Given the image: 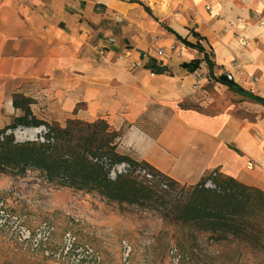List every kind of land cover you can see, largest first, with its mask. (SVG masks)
Here are the masks:
<instances>
[{
  "label": "crops",
  "instance_id": "crops-1",
  "mask_svg": "<svg viewBox=\"0 0 264 264\" xmlns=\"http://www.w3.org/2000/svg\"><path fill=\"white\" fill-rule=\"evenodd\" d=\"M179 37L250 98L182 108L211 73L182 65L202 52ZM12 80L61 125L104 119L118 154L177 183L215 169L264 194V0H0V91Z\"/></svg>",
  "mask_w": 264,
  "mask_h": 264
},
{
  "label": "rangeland",
  "instance_id": "rangeland-1",
  "mask_svg": "<svg viewBox=\"0 0 264 264\" xmlns=\"http://www.w3.org/2000/svg\"><path fill=\"white\" fill-rule=\"evenodd\" d=\"M219 74H210L184 106L212 113L216 105L250 98L219 82ZM17 81H9L0 91V137L12 134L23 141L45 136L44 130L59 124L50 98L31 97L29 104L47 124L2 131L22 114L7 102L17 92ZM28 129L36 132L17 136L16 130ZM207 182L212 185L211 179ZM149 196L143 205L119 204L49 183L37 170L0 173V264H264V221L256 238L229 234L217 238V233L175 219V208L185 198Z\"/></svg>",
  "mask_w": 264,
  "mask_h": 264
},
{
  "label": "trees",
  "instance_id": "trees-1",
  "mask_svg": "<svg viewBox=\"0 0 264 264\" xmlns=\"http://www.w3.org/2000/svg\"><path fill=\"white\" fill-rule=\"evenodd\" d=\"M145 8L148 10V7ZM181 41L202 52L201 58H193L182 65L193 71L201 61H205L212 75L213 62L203 47L185 39ZM156 70L160 72L164 68L157 67ZM231 86L238 92H245L236 83ZM12 97V105L19 108L22 114L16 116L12 124L4 126L2 131L17 125L47 124L32 113L30 96L16 92ZM252 99L264 106V98L253 96ZM180 106L188 108L183 103ZM44 134L43 141H16L12 134L3 135L0 139V173L22 174L28 169L37 170L49 183L84 193H96L119 204L143 205L151 193L168 194L173 200L185 198L175 208V219L189 223L200 231L217 233V238L228 234L256 238L262 230V190L215 169L203 174L195 185L180 184L168 178L166 189L149 186L132 174H118L110 178L108 170L114 163L129 161L149 165L116 152L120 131L111 128L104 119L84 121L68 118L64 126L54 123ZM102 158L106 160V165L99 161ZM207 179H211V186L205 185Z\"/></svg>",
  "mask_w": 264,
  "mask_h": 264
},
{
  "label": "built area",
  "instance_id": "built-area-1",
  "mask_svg": "<svg viewBox=\"0 0 264 264\" xmlns=\"http://www.w3.org/2000/svg\"><path fill=\"white\" fill-rule=\"evenodd\" d=\"M183 45H181L180 48H182ZM139 63L135 62L132 64V66H138ZM209 78V77H208ZM257 78L252 77V82H256ZM46 130H44L45 132ZM2 138V137H0ZM35 140H39V141H43L44 137L42 135L39 136V138L37 136H35L34 138ZM96 160V159H94ZM99 161L101 163H103L104 165H106V160L104 158L99 159ZM251 164L248 163V166H250ZM118 174H132L134 175L137 179L141 180L143 183L149 185V186H155L158 187L160 189H166L167 188V181H168V177L157 171V170H153L151 169L149 166L145 165V164H141V163H131L129 161H121L118 163H114L109 167L108 170V176L110 178H114L116 175ZM215 173L213 172L212 175H214ZM206 186H211L210 182L205 183Z\"/></svg>",
  "mask_w": 264,
  "mask_h": 264
},
{
  "label": "water",
  "instance_id": "water-1",
  "mask_svg": "<svg viewBox=\"0 0 264 264\" xmlns=\"http://www.w3.org/2000/svg\"><path fill=\"white\" fill-rule=\"evenodd\" d=\"M218 81L225 83L227 85H233L235 83L232 75L226 71H224L218 75Z\"/></svg>",
  "mask_w": 264,
  "mask_h": 264
},
{
  "label": "bare ground",
  "instance_id": "bare-ground-1",
  "mask_svg": "<svg viewBox=\"0 0 264 264\" xmlns=\"http://www.w3.org/2000/svg\"><path fill=\"white\" fill-rule=\"evenodd\" d=\"M34 132H36V129H28V130H25L24 132L16 130V134H17L18 137L22 136V134L32 135Z\"/></svg>",
  "mask_w": 264,
  "mask_h": 264
}]
</instances>
